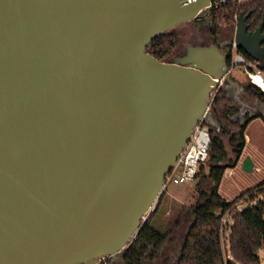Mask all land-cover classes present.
<instances>
[{"label": "water", "instance_id": "95a60500", "mask_svg": "<svg viewBox=\"0 0 264 264\" xmlns=\"http://www.w3.org/2000/svg\"><path fill=\"white\" fill-rule=\"evenodd\" d=\"M210 3L0 0V264L121 259L196 121L221 131L212 91L243 88L231 47L147 51ZM249 13L233 39L264 70V18L248 31Z\"/></svg>", "mask_w": 264, "mask_h": 264}, {"label": "trees", "instance_id": "16d2710c", "mask_svg": "<svg viewBox=\"0 0 264 264\" xmlns=\"http://www.w3.org/2000/svg\"><path fill=\"white\" fill-rule=\"evenodd\" d=\"M250 12L246 22L248 31H253L259 21L264 18V0H244L237 4L229 0L227 4L213 10L212 33L220 34L221 21L232 23L234 14ZM181 41L176 32L165 31L155 37L147 46V51L158 59H167L172 55L175 46ZM242 53L251 58L240 48ZM253 59V58H251ZM232 78H235L231 74ZM243 91L256 98L264 105V94L251 83L247 77L240 81ZM211 111L220 124L218 133L210 128V144L207 151L206 164L204 161L198 166L196 183L193 187V201L182 206L177 215L169 222L158 228L151 223L153 211L146 217L143 224L135 232L133 238L123 250L121 262L123 264H139L145 257L154 260H167L168 255L175 257L173 264H264L258 250H264V195L257 201L249 203L264 192V178L228 200L223 197L218 186L223 172L228 167L236 165L245 145L246 125L261 113L246 114L242 118L233 119L236 108L222 86H219L211 101ZM222 135H227L228 143L232 146L230 155L226 149ZM162 192L155 207L161 201ZM243 199L246 205L242 208L233 206L237 200ZM232 208L228 226V234L223 233L224 243L221 242L220 216L227 209ZM182 236L181 245L177 252L169 253L166 241L174 239L173 234ZM177 237V239H178ZM174 256L172 258H174ZM155 261V260H154ZM99 264H110L105 258Z\"/></svg>", "mask_w": 264, "mask_h": 264}, {"label": "rangeland", "instance_id": "374dc122", "mask_svg": "<svg viewBox=\"0 0 264 264\" xmlns=\"http://www.w3.org/2000/svg\"><path fill=\"white\" fill-rule=\"evenodd\" d=\"M235 15L236 14H234V21L232 23L223 22V21H221L219 23V27H220L219 30L221 31V33H220L221 36H219V37H222V38H232L233 37L234 29H235V22L237 19V17H235ZM237 16H238V14H237ZM184 25H185V23L182 22L175 29L180 31V28L183 27ZM188 40H189V36H188L187 32H183V34L181 35V42H189ZM231 73L239 81H242L246 78L245 73L243 72L242 68L239 65H234ZM241 95H239V96H241ZM246 96H247V94H246ZM248 98L251 100L250 96ZM231 103H232V100H231ZM251 104L247 106L248 108L246 111L250 112V113L255 112L254 114H256V113H259L256 111H259V109H261L262 110L261 114L263 116L260 117L259 121H253V119H252L246 125L245 137L247 138L248 147L246 145L245 150L247 151L250 147L253 146L252 148H254V150L257 151V152H254L253 155L255 156V160L258 164L257 165L258 167H256V169H254V170L248 171V170H246V168H244L242 166L241 169H238L237 171H235V173L233 174L235 181L240 180L239 183L242 182L241 184H239L240 186L237 189V190H240V192L242 190L246 189L247 187L252 186L253 184H255L260 179L264 178V105H261V104L251 105ZM246 114H249V113H246ZM246 114H244V115H246ZM250 115H253V114H250ZM239 116H241V117H238V116L236 117V112H235V114L232 115V118L233 119L242 118V119H240V121H242L243 120L242 114H240ZM221 137H222V140L225 142L226 149H227L228 153L230 155H232V153H231L232 146L228 143L227 135H222ZM253 139H257V143H255L253 141ZM206 161L207 160L204 161V164H206ZM260 168L262 171L260 170ZM225 171H226V169L224 170V172ZM227 171H228V169H227ZM224 172H223V174H224ZM226 176L227 175L225 173V178H226ZM222 177H223V175H222ZM222 177H221V180H222ZM249 178H250V180H247ZM251 179H252L253 183H251ZM195 183H196V178L193 181H189V182H184V183H179V184H177V183L169 184L168 190L163 195L161 201L155 207L156 202H157L156 201L154 203V205L150 208L148 213L146 214L148 216L153 211V209L155 208L154 212H153V216L151 218V223L158 228H163V226L166 225L171 218H173L174 216L177 215L178 211L182 208V206L189 205L193 201V187H194ZM218 191H219V186H218ZM240 192H238V193H240ZM219 193L223 197H225V195H223L224 193H223L222 189H221V191H219ZM262 195H264V192L262 194H260L257 198H255L254 200L249 201V203H253V202L257 201V199L259 197H262ZM226 199H228V198H226ZM245 205H246L245 203L240 204L239 207L242 208ZM178 234L179 233L173 234L174 239L170 240V241L169 240L166 241V243L164 245V246H166V249L169 253H171V251L174 249L179 250V247L181 245V239H182L183 235L180 236L181 237V239H180V237H178ZM226 234H228V230L226 231ZM177 237H178V239H177ZM258 254L261 257V259L263 260V258H264L263 248L258 250ZM176 255L177 254H175L173 259H175Z\"/></svg>", "mask_w": 264, "mask_h": 264}, {"label": "built area", "instance_id": "2783aa9c", "mask_svg": "<svg viewBox=\"0 0 264 264\" xmlns=\"http://www.w3.org/2000/svg\"><path fill=\"white\" fill-rule=\"evenodd\" d=\"M191 1V0H187ZM229 0H211L209 5L198 10L196 15L193 19L199 20L203 16L201 12L206 10V16H210L213 10L220 8L221 6L227 4ZM237 4L241 3L244 0H234ZM237 17V13L235 15ZM231 46V60H230V67L229 70L232 72L234 65H239L243 72L245 73L247 79L257 86L261 92L264 94V70L260 69L257 65V61L251 58H247L242 51L237 46L236 42L234 41L233 37L230 42ZM218 87H216L211 94V101L213 96L216 92ZM211 101L208 105V109L211 110ZM210 125L207 122L205 114L198 119L193 126L191 137L186 142L185 146L183 147L181 153L176 159L175 164L172 166L170 171L164 176V182L161 187V193L167 192L168 186L171 183H184L193 181L195 179L198 166L201 162H203L207 157V151L210 144ZM244 200L239 199L233 206H239ZM232 208L230 207L227 209L223 214L220 216V234H221V242L224 243V236L225 229L231 218ZM144 216V220L146 219Z\"/></svg>", "mask_w": 264, "mask_h": 264}, {"label": "crops", "instance_id": "0c3cea01", "mask_svg": "<svg viewBox=\"0 0 264 264\" xmlns=\"http://www.w3.org/2000/svg\"><path fill=\"white\" fill-rule=\"evenodd\" d=\"M232 74V73H231ZM234 80H236L240 85L241 82L239 80H237L236 78H233ZM242 86V85H241ZM234 91V92H233ZM242 94V95H241ZM228 95L230 96V99L232 100L233 106L236 108V117H241L239 116L240 114H242V116L246 113L249 114H254L255 112H247V106L250 105H256V104H261L263 105L260 101H258L256 98L251 97V100L248 98L249 95L246 96L245 92L243 91V89H240L238 92L236 91L234 86H231L228 88ZM241 95V96H239ZM259 113H262V110L259 109V111H256ZM260 117H255L253 119V121H259ZM246 133V129L244 131ZM251 137V136H250ZM252 140V139H251ZM253 141L255 143H257V139H253ZM247 145V138L245 137V145L243 147L242 153L236 163L235 166L233 167H228L226 168V171L228 169V171L224 172L222 180H220L219 183V191H223V195H225L226 198H228L229 200L232 199L235 195L238 194V192H240V190H237L238 187L240 186L239 183L240 180L235 181V178L233 177V174L235 173V171H237L238 169H241V167L243 166L244 168H246V170L250 171V170H254L256 169V167H258L257 162L255 160V156L253 155L254 152H257L254 150V148L250 147L247 151L245 150V146ZM248 147V145H247ZM263 169V168H262ZM261 170V168H260ZM262 171V170H261ZM225 173H226V178H225ZM247 180H250L247 179ZM251 183L252 179H251ZM250 183V184H251ZM247 201H243L241 204H246ZM119 262L121 263V259L119 260Z\"/></svg>", "mask_w": 264, "mask_h": 264}, {"label": "flooded vegetation", "instance_id": "af4514ba", "mask_svg": "<svg viewBox=\"0 0 264 264\" xmlns=\"http://www.w3.org/2000/svg\"><path fill=\"white\" fill-rule=\"evenodd\" d=\"M208 17L209 15L208 16L205 15L199 20L193 19V20L184 22L185 25L180 28L181 32L175 29L177 26L172 31H170V32H176L180 36L183 34V32H187L189 36V40H188L189 42H181V41L178 42V44L175 46V49L172 55L168 57L167 59L172 60L173 58L184 56L186 52L188 51L189 47L192 45H196V44H208L211 42H216L224 50H227L228 47H231L230 42L232 38H222V37H219L221 36V34L212 33V23L206 22ZM263 30H264V27H263ZM228 60H231V55L228 58ZM174 252H177V250H174ZM173 256L174 255L172 252V254L168 255L167 260H161V259H154V260L156 264H173V258H172ZM144 259H147L144 264H154L153 263L154 260H150L146 257ZM116 264H123V263L122 262L120 263L118 260Z\"/></svg>", "mask_w": 264, "mask_h": 264}]
</instances>
